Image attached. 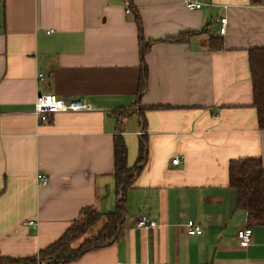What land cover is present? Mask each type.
I'll return each mask as SVG.
<instances>
[{"label": "crops", "instance_id": "obj_1", "mask_svg": "<svg viewBox=\"0 0 264 264\" xmlns=\"http://www.w3.org/2000/svg\"><path fill=\"white\" fill-rule=\"evenodd\" d=\"M183 1L0 3V257L37 255L85 208L115 212L121 136L129 167L140 142L147 160L126 192L120 235L66 264H264V225L249 224L228 173L235 160L264 165L249 67V52L264 48V0H202L200 9ZM137 14L144 40L155 42L142 94ZM179 35L185 41L169 40ZM43 94L94 110L38 123ZM120 111L132 114L119 124ZM140 218L156 226L138 228ZM189 222L203 234L188 235ZM245 228L248 247L238 238Z\"/></svg>", "mask_w": 264, "mask_h": 264}, {"label": "trees", "instance_id": "obj_2", "mask_svg": "<svg viewBox=\"0 0 264 264\" xmlns=\"http://www.w3.org/2000/svg\"><path fill=\"white\" fill-rule=\"evenodd\" d=\"M140 31L141 46V80L142 94L148 79L146 55L155 42H146L142 35V20L135 17ZM185 35L169 39L173 42L185 41ZM222 43L218 39L212 42L213 49H220ZM249 67L253 89V105L257 109L258 126L264 130V48L249 52ZM132 114V111L117 113L119 124L121 119ZM143 124L145 120L143 119ZM147 160V144L140 142L139 156L133 167L128 166V150L123 137L115 140V172L114 179L118 202L116 211L102 214L92 207L85 208L81 217L56 242L39 251L37 255L25 258L0 257V264H66L79 259L89 251L108 246L120 235L121 225L126 216V192L134 185ZM229 185L237 190V206L248 214L250 225H264V165L259 158H248L231 161L229 164ZM104 221L97 238L77 244L92 228Z\"/></svg>", "mask_w": 264, "mask_h": 264}, {"label": "built area", "instance_id": "obj_3", "mask_svg": "<svg viewBox=\"0 0 264 264\" xmlns=\"http://www.w3.org/2000/svg\"><path fill=\"white\" fill-rule=\"evenodd\" d=\"M3 0H0V3ZM183 3L189 9H200L203 6L202 0H184ZM221 29L220 34L225 35L227 32V19L222 18L220 20ZM39 79L41 81L44 80V74H39ZM94 110L93 106L86 102L85 99L82 98H73V99H60L52 95H39L35 102L34 115L36 116V120L38 123L47 122L50 116L58 114V113H77L82 111H92ZM180 158L177 157L173 160L174 164L180 162ZM40 181L43 185H47L49 183L48 178L46 176H39ZM33 224V222L28 223ZM136 226L138 228H152L156 226L154 221H148L145 218H140L136 222ZM187 233L191 236H200L203 234V231L200 227H198L195 223L189 222L187 223ZM238 238L244 247H248L252 241V232L245 228L241 229L238 232ZM144 264H154V263H144Z\"/></svg>", "mask_w": 264, "mask_h": 264}, {"label": "rangeland", "instance_id": "obj_4", "mask_svg": "<svg viewBox=\"0 0 264 264\" xmlns=\"http://www.w3.org/2000/svg\"><path fill=\"white\" fill-rule=\"evenodd\" d=\"M104 221L102 220L98 225L92 228L77 244H81L83 241H92L97 238L99 231L103 226Z\"/></svg>", "mask_w": 264, "mask_h": 264}]
</instances>
